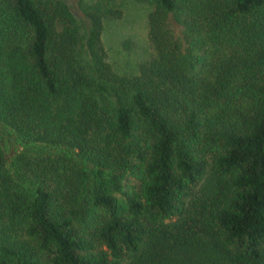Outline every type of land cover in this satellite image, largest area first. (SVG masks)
Returning a JSON list of instances; mask_svg holds the SVG:
<instances>
[{"label":"trees","instance_id":"1","mask_svg":"<svg viewBox=\"0 0 264 264\" xmlns=\"http://www.w3.org/2000/svg\"><path fill=\"white\" fill-rule=\"evenodd\" d=\"M0 0V264H264V0Z\"/></svg>","mask_w":264,"mask_h":264},{"label":"rangeland","instance_id":"2","mask_svg":"<svg viewBox=\"0 0 264 264\" xmlns=\"http://www.w3.org/2000/svg\"><path fill=\"white\" fill-rule=\"evenodd\" d=\"M84 33L83 8L88 0H63ZM118 19H104L101 41L108 63L119 75H134L139 64L153 54L148 38V16L152 5L141 0H116Z\"/></svg>","mask_w":264,"mask_h":264}]
</instances>
